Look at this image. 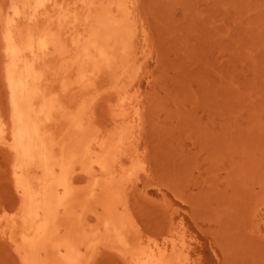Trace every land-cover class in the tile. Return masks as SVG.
<instances>
[{"label":"rangeland","instance_id":"obj_1","mask_svg":"<svg viewBox=\"0 0 264 264\" xmlns=\"http://www.w3.org/2000/svg\"><path fill=\"white\" fill-rule=\"evenodd\" d=\"M10 2L0 0L5 119L1 19ZM128 2L137 20L135 82L127 95L91 107L93 124L126 129L145 162L133 206L141 227L184 243L191 264H264V0ZM4 143L0 216L18 206ZM15 249L0 223V264H20ZM95 259L123 264L106 251Z\"/></svg>","mask_w":264,"mask_h":264},{"label":"bare ground","instance_id":"obj_2","mask_svg":"<svg viewBox=\"0 0 264 264\" xmlns=\"http://www.w3.org/2000/svg\"><path fill=\"white\" fill-rule=\"evenodd\" d=\"M128 1L11 0L2 16L0 140L18 206L0 223L20 264H94L104 251L123 264H191L184 243L141 227L133 206L146 168L127 130L92 122V102L127 95L135 79Z\"/></svg>","mask_w":264,"mask_h":264}]
</instances>
